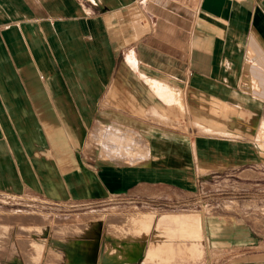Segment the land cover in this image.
Instances as JSON below:
<instances>
[{
  "label": "crops",
  "instance_id": "0c3cea01",
  "mask_svg": "<svg viewBox=\"0 0 264 264\" xmlns=\"http://www.w3.org/2000/svg\"><path fill=\"white\" fill-rule=\"evenodd\" d=\"M262 154L264 0H0V192L146 215L23 220L3 264H264L158 211Z\"/></svg>",
  "mask_w": 264,
  "mask_h": 264
},
{
  "label": "rangeland",
  "instance_id": "374dc122",
  "mask_svg": "<svg viewBox=\"0 0 264 264\" xmlns=\"http://www.w3.org/2000/svg\"><path fill=\"white\" fill-rule=\"evenodd\" d=\"M262 155V162L254 166L231 167L202 178L194 195L184 193L183 196L179 194L169 197L165 200L163 209L158 211L160 214L201 212V252L210 260L222 262L229 258L225 257V254H229L226 252L229 247H232V257L264 249V154ZM138 205L126 198H115L93 207H60L42 201L35 195L15 196L9 203L0 199V256L9 239L10 226L22 224L23 220L86 213L108 217L129 216L132 221L146 216L131 215L144 210L138 208ZM110 226L113 228L114 225ZM26 231L30 232V228ZM2 262L0 257V264Z\"/></svg>",
  "mask_w": 264,
  "mask_h": 264
},
{
  "label": "built area",
  "instance_id": "2783aa9c",
  "mask_svg": "<svg viewBox=\"0 0 264 264\" xmlns=\"http://www.w3.org/2000/svg\"><path fill=\"white\" fill-rule=\"evenodd\" d=\"M0 199L6 203H9L11 202V200L13 201L15 199V196L8 193L0 192Z\"/></svg>",
  "mask_w": 264,
  "mask_h": 264
}]
</instances>
